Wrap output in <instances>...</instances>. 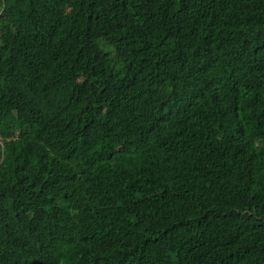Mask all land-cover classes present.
<instances>
[{
    "label": "trees",
    "instance_id": "trees-1",
    "mask_svg": "<svg viewBox=\"0 0 264 264\" xmlns=\"http://www.w3.org/2000/svg\"><path fill=\"white\" fill-rule=\"evenodd\" d=\"M0 264H264V0H0Z\"/></svg>",
    "mask_w": 264,
    "mask_h": 264
},
{
    "label": "rangeland",
    "instance_id": "rangeland-1",
    "mask_svg": "<svg viewBox=\"0 0 264 264\" xmlns=\"http://www.w3.org/2000/svg\"><path fill=\"white\" fill-rule=\"evenodd\" d=\"M106 50L112 52V56H114V51L113 50H110L108 48H106Z\"/></svg>",
    "mask_w": 264,
    "mask_h": 264
}]
</instances>
